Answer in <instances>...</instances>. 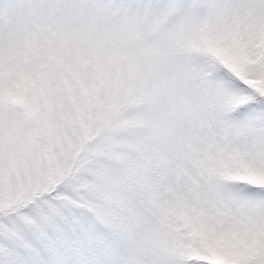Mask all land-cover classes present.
Listing matches in <instances>:
<instances>
[{"label":"snow or ice","instance_id":"obj_1","mask_svg":"<svg viewBox=\"0 0 264 264\" xmlns=\"http://www.w3.org/2000/svg\"><path fill=\"white\" fill-rule=\"evenodd\" d=\"M0 264H264V0H0Z\"/></svg>","mask_w":264,"mask_h":264}]
</instances>
